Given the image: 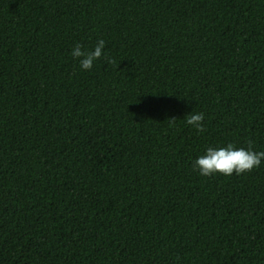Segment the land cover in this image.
I'll use <instances>...</instances> for the list:
<instances>
[{"label":"trees","instance_id":"16d2710c","mask_svg":"<svg viewBox=\"0 0 264 264\" xmlns=\"http://www.w3.org/2000/svg\"><path fill=\"white\" fill-rule=\"evenodd\" d=\"M248 140L264 0H0V264H264V162L193 169Z\"/></svg>","mask_w":264,"mask_h":264},{"label":"clouds","instance_id":"9594fccd","mask_svg":"<svg viewBox=\"0 0 264 264\" xmlns=\"http://www.w3.org/2000/svg\"><path fill=\"white\" fill-rule=\"evenodd\" d=\"M105 41L98 39L93 48L77 42L70 51V56L78 61L81 71H91L96 62L104 58L111 63L110 57L105 53ZM185 123L197 132H203L204 114L191 111L185 115ZM175 120V118H171ZM264 162V151H256L253 141H247V147H237L229 142L226 146H208L203 155L198 156L193 162V169L202 177L217 175L239 176L259 168Z\"/></svg>","mask_w":264,"mask_h":264}]
</instances>
